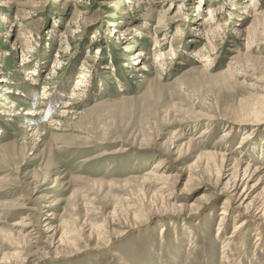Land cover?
<instances>
[{"label": "rangeland", "instance_id": "374dc122", "mask_svg": "<svg viewBox=\"0 0 264 264\" xmlns=\"http://www.w3.org/2000/svg\"><path fill=\"white\" fill-rule=\"evenodd\" d=\"M263 201L264 0H0V264H264Z\"/></svg>", "mask_w": 264, "mask_h": 264}, {"label": "bare ground", "instance_id": "6f19581e", "mask_svg": "<svg viewBox=\"0 0 264 264\" xmlns=\"http://www.w3.org/2000/svg\"><path fill=\"white\" fill-rule=\"evenodd\" d=\"M129 1V0H128ZM251 1V0H250ZM248 7V9H247V11H245V12H247V14L248 13H250L251 11L253 12L254 10H255V8L251 5V3H248V5H247ZM254 8V9H253ZM251 12V13H252ZM215 13V11L214 10H212V9H209V11H208V17L205 19V23L207 24V23H209V22H211V20H212V18H211V16H213V14ZM256 15V14H255ZM112 26H116L115 24H113L112 23ZM251 26V25H250ZM246 31V30H245ZM115 34H120L119 33V31H117V30H114L113 31ZM248 32V31H247ZM205 33V32H204ZM243 33V32H242ZM137 34V36H139V35H141V32H137L136 33ZM254 34V33H253ZM162 41V40H161ZM158 45V44H157ZM156 45V47H158ZM160 45V44H159ZM162 46V45H161ZM161 48V47H160ZM144 54H143V52H139V53H137L136 54V58L134 59V64L136 65V66H140L142 63H141V61L142 60H140V57L141 56H143ZM148 56V55H147ZM204 56V55H203ZM201 58V57H200ZM145 60V59H144ZM202 61H204V59H201ZM206 61V60H205ZM138 62V63H137ZM80 86H82V84H81V81L79 80V81H77V87H80ZM77 87H76V89H74L73 90V92L74 91H76V90H78L77 89ZM259 90V89H258ZM64 108H67V107H64ZM29 114H31V113H29ZM214 157V156H213ZM239 165V164H238ZM234 166V165H233ZM160 168L161 167H159V166H156V167H154V169L152 170V174L153 175H157V170H160ZM237 169V168H236ZM260 169L259 168H256V169H254L253 170V172H250L251 171V169H250V165L248 164L247 166H246V168L244 169V171H243V177H242V179L243 178H250L253 174H256V173H259L260 171H259ZM154 172V173H153ZM234 174V173H233ZM160 175V174H159ZM237 171H236V173H235V178H234V183H233V185H232V190L233 191H235L237 188H238V181H241V180H239V179H237ZM233 176V175H232ZM161 177H164V176H161ZM156 178V177H155ZM164 182V181H163ZM232 192V191H231ZM239 196H240V194H239ZM242 200V199H241ZM264 202V201H263ZM224 210L222 211L223 213H222V216L223 217H226L227 215H228V213H227V211L229 210V209H233L232 207H230L229 206V202H225L224 203ZM248 211V210H247ZM249 212V211H248ZM253 213L254 214H252V218H251V216H250V214L248 213V215H246V216H248L252 221L253 220H258L259 222H261V224L262 223H264V203H262V204H260V205H257L256 207H253ZM255 218H254V217ZM247 225H248V220L247 219H244V220H242L240 223H238V224H236L234 227H233V232H232V235L228 238V241L226 242V244H225V247H223V249H222V251H221V254H220V259L221 260H226V258H227V256H226V252H227V250H228V246H230L231 245V243H232V239H237L238 237H242V235H243V231H244V229L247 227ZM220 228L221 227H219V229L218 230H220ZM260 229H257V235H260V231H259ZM245 235V234H244ZM257 240H259V237L257 238ZM262 256V255H261ZM237 262V261H236Z\"/></svg>", "mask_w": 264, "mask_h": 264}]
</instances>
